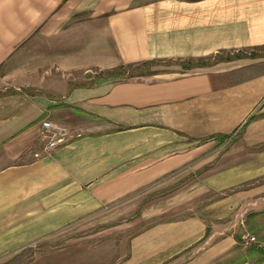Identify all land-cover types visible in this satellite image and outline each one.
<instances>
[{"label":"crops","instance_id":"1","mask_svg":"<svg viewBox=\"0 0 264 264\" xmlns=\"http://www.w3.org/2000/svg\"><path fill=\"white\" fill-rule=\"evenodd\" d=\"M259 48L264 0H0V264H215L234 252L264 220V68L88 74ZM43 121L69 132L49 153ZM189 172L187 188L142 207L152 224L126 246L24 257Z\"/></svg>","mask_w":264,"mask_h":264},{"label":"rangeland","instance_id":"2","mask_svg":"<svg viewBox=\"0 0 264 264\" xmlns=\"http://www.w3.org/2000/svg\"><path fill=\"white\" fill-rule=\"evenodd\" d=\"M240 60L247 61L243 68H264V48L246 50V52L224 53L218 56V62L212 58L191 63L169 62L167 64L156 63L147 66L137 65L127 67L123 73L126 76H133L157 72H176L180 71V67L196 68L197 66H201L208 68L217 66L218 63ZM117 70L93 71L88 74L89 83L93 78H116L115 76L113 77V73ZM10 91L12 92V90ZM202 144L201 142L200 145ZM221 145L223 143H217L210 146L209 149L217 151L216 155H218L220 150H224L225 148L218 149ZM193 178L194 176L190 172L185 173L179 177L169 178L162 184L153 185L148 190L134 193L121 203L119 207L106 210L103 214L93 217L85 223L60 231L50 239H44L36 247L23 253V255L25 258L30 259L46 250L55 251L77 245L95 246L96 244L107 242L126 246L131 234H135L152 224L140 221L139 213L142 207L175 195L182 191L183 188H187L193 181ZM239 243L234 252L217 260L215 264H264V220L249 222L246 230H242Z\"/></svg>","mask_w":264,"mask_h":264},{"label":"built area","instance_id":"3","mask_svg":"<svg viewBox=\"0 0 264 264\" xmlns=\"http://www.w3.org/2000/svg\"><path fill=\"white\" fill-rule=\"evenodd\" d=\"M41 127L42 137L46 140V153L51 152L52 150L67 142L69 132L66 128L53 125L49 121H43Z\"/></svg>","mask_w":264,"mask_h":264},{"label":"trees","instance_id":"4","mask_svg":"<svg viewBox=\"0 0 264 264\" xmlns=\"http://www.w3.org/2000/svg\"><path fill=\"white\" fill-rule=\"evenodd\" d=\"M242 52H246V51H242ZM220 55H222V54H219V55H216V56L212 57L213 60L217 61L218 56H220ZM212 58H210V59H212ZM200 62H201V61H200ZM217 62H218V61H217ZM180 63H181V62H180ZM152 64H156V63H145V64H142V65H146V66H147V65H152ZM127 67H132V66H121V67H119L118 70L115 71V72L113 73V77L115 76V77L117 78V77L124 76L125 73H123V71H125V69H126ZM224 139H225V137H224Z\"/></svg>","mask_w":264,"mask_h":264}]
</instances>
